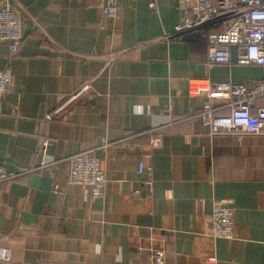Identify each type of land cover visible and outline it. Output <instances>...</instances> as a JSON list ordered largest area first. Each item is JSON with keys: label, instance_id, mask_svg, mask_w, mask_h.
Returning <instances> with one entry per match:
<instances>
[{"label": "crops", "instance_id": "obj_1", "mask_svg": "<svg viewBox=\"0 0 264 264\" xmlns=\"http://www.w3.org/2000/svg\"><path fill=\"white\" fill-rule=\"evenodd\" d=\"M9 3L24 30L14 55L0 42V69L12 73V93L0 99V169L110 143L96 151L100 199L68 182L66 161L53 177L0 183V247L13 263L148 264L149 250L163 249L165 264H264V136L210 135L197 117L203 99L188 95L192 80L249 86L259 67L235 64L234 49L233 64L210 65L205 45L164 39L181 18L179 0H155V9L118 0L113 20L92 0ZM87 83L88 99L44 119ZM141 160L153 170L150 188ZM216 205L233 209L231 241L209 234Z\"/></svg>", "mask_w": 264, "mask_h": 264}, {"label": "built area", "instance_id": "obj_2", "mask_svg": "<svg viewBox=\"0 0 264 264\" xmlns=\"http://www.w3.org/2000/svg\"><path fill=\"white\" fill-rule=\"evenodd\" d=\"M103 17L113 20L118 15V0H92ZM149 6L156 8L155 0ZM10 0H0V42L7 45L10 54L17 53L23 39L24 18L21 11L10 6ZM181 18L173 31L164 36L168 41H192L205 45L210 65L233 64L232 49L236 52L235 64L255 65L262 72L260 80L249 86L236 83H213L192 80L188 85L189 97L203 99L197 117L210 135H228L241 143L246 136H264V0H179ZM12 93L10 69H0V99ZM87 83L66 96L48 112L44 119L60 117L72 104L90 97ZM88 99V98H87ZM226 111L225 113H221ZM161 139L151 140L153 147ZM105 140L93 148L62 160H43L38 166L26 167L16 173L0 169V183L38 171H47L53 177L55 168L66 161L69 164L68 182L84 188L91 201L100 199L106 186V177L96 151L106 149ZM148 160L150 154L145 156ZM137 174L150 188L153 170L150 163L141 160ZM56 191H58L55 186ZM209 234L217 239L231 241L235 238L233 209L229 205H216L209 217ZM213 260V259H212ZM0 264H14L10 249L0 247ZM148 264H165L163 249H150Z\"/></svg>", "mask_w": 264, "mask_h": 264}]
</instances>
